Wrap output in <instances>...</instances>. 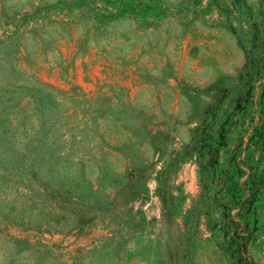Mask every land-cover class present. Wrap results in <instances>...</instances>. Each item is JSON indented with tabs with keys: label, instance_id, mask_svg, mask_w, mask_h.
Returning <instances> with one entry per match:
<instances>
[{
	"label": "rangeland",
	"instance_id": "374dc122",
	"mask_svg": "<svg viewBox=\"0 0 264 264\" xmlns=\"http://www.w3.org/2000/svg\"><path fill=\"white\" fill-rule=\"evenodd\" d=\"M137 1L0 0V264L234 263L202 184L264 181V0ZM249 221L264 264V183Z\"/></svg>",
	"mask_w": 264,
	"mask_h": 264
},
{
	"label": "trees",
	"instance_id": "16d2710c",
	"mask_svg": "<svg viewBox=\"0 0 264 264\" xmlns=\"http://www.w3.org/2000/svg\"><path fill=\"white\" fill-rule=\"evenodd\" d=\"M86 4L94 7L91 10L94 15L103 22H110L130 15H150L156 19L160 18L159 14L151 12V9L144 8L137 0H77L76 7L80 8ZM102 4L104 5L102 7ZM112 9V10H110ZM254 28L244 31L238 42L245 54V64L242 76L247 74L252 78L255 72L258 58L255 56V50L260 48L261 29L254 23ZM221 131L220 143H213L212 136L205 132L204 148L209 156L208 168H214L217 165L220 149L225 145V136ZM264 181L249 180L248 190H242L232 176L222 178L217 184L207 183L205 180L202 184V191L205 196H209L212 188L214 192H223L232 196L234 204L217 200V206L221 210L222 229L226 238L225 252L234 258L233 264H254L249 257V245L252 241V229L250 227L249 215L253 201L259 191V186ZM216 194V193H215ZM216 196V195H215Z\"/></svg>",
	"mask_w": 264,
	"mask_h": 264
}]
</instances>
